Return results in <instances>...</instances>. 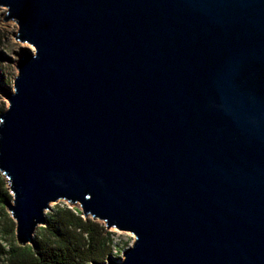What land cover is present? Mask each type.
<instances>
[{
    "label": "water",
    "instance_id": "1",
    "mask_svg": "<svg viewBox=\"0 0 264 264\" xmlns=\"http://www.w3.org/2000/svg\"><path fill=\"white\" fill-rule=\"evenodd\" d=\"M28 42L0 115L20 245L51 204L136 239L97 264H264V0H0Z\"/></svg>",
    "mask_w": 264,
    "mask_h": 264
},
{
    "label": "trees",
    "instance_id": "2",
    "mask_svg": "<svg viewBox=\"0 0 264 264\" xmlns=\"http://www.w3.org/2000/svg\"><path fill=\"white\" fill-rule=\"evenodd\" d=\"M5 185V180L0 178L1 203L12 198ZM106 227L90 217L85 218L80 210L58 207L48 215L47 225L40 227L34 246L20 245L14 237L7 248L0 244V264L104 262L113 251L112 233Z\"/></svg>",
    "mask_w": 264,
    "mask_h": 264
},
{
    "label": "rangeland",
    "instance_id": "3",
    "mask_svg": "<svg viewBox=\"0 0 264 264\" xmlns=\"http://www.w3.org/2000/svg\"><path fill=\"white\" fill-rule=\"evenodd\" d=\"M6 15L7 9L5 7H0V110L2 109L3 111H5L10 105V102L5 94L7 90L14 91L15 78L19 74V59L24 54L25 50L35 51L34 46L29 44L28 42H22L21 40L15 38V35L18 36L19 33V25L14 20L5 21L4 19ZM0 178H3L5 180V188L7 192L12 196L11 191L9 189L8 180L1 171ZM12 199L13 196L10 200ZM64 206H68L73 209L80 210L82 212L80 204H72L67 200H59L51 204L52 208L47 211V221L49 214L54 212L56 208ZM89 217L92 218L91 216ZM93 220L98 221L100 225H104L106 227V223L104 221L99 219ZM46 225L47 224L38 227L37 232L35 234V238L39 233L40 227H44ZM16 226V220L13 218L11 212L8 210L6 203L0 202V244L5 248L8 247V242L13 237L17 239ZM106 228L108 229V231H111V236L113 238V251L111 255L114 257L124 258V250L130 245L134 244L136 239L135 235L131 232L121 231L117 228Z\"/></svg>",
    "mask_w": 264,
    "mask_h": 264
}]
</instances>
